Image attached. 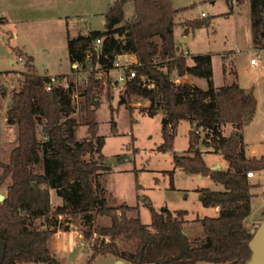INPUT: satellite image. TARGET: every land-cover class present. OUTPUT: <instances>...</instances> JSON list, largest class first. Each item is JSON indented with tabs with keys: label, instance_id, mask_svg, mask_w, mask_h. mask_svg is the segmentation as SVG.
Segmentation results:
<instances>
[{
	"label": "trees",
	"instance_id": "1",
	"mask_svg": "<svg viewBox=\"0 0 264 264\" xmlns=\"http://www.w3.org/2000/svg\"><path fill=\"white\" fill-rule=\"evenodd\" d=\"M127 2L134 6L132 21L125 19ZM250 2L254 43L264 48V0ZM180 10L173 0H114L105 13V29L69 36V58L72 63H96L94 41L98 36L116 32L128 35V46L142 61L138 67L140 73L156 85L142 86L138 76L123 86L124 93L147 97L149 104L145 110L150 115L160 110L164 112L168 122H164L166 141L159 147L162 150L172 147L181 120L188 119L197 127V131L194 127L190 130L189 147L181 154L175 153L176 165L190 173L210 175L224 185L220 190L200 189L204 204L220 206L219 214L199 217L196 220L199 226L191 230L186 227L191 223L186 208L166 206L158 210L150 201L147 205L153 219L149 224L142 220L138 205L110 204L106 189L100 183L104 170L111 169L103 151L106 135L99 133L97 119V97L104 89L101 78L93 72L87 83H78L73 76L69 77L68 86L55 84L48 89L52 75L39 73L34 57L15 48L18 54L27 57L30 70L25 72L20 89L13 92L7 110V121L17 128L18 143L11 151L10 161L2 164L4 169L0 174V186L8 176L12 179L6 198L0 202V240L6 241L5 256L0 264H60L49 244L58 230L55 227L58 220L50 222L46 228H41L36 220H50L53 215L63 213L72 217L64 230H74L75 224L71 223L79 217L85 226L81 229L87 236L93 231L98 232V241L101 235L110 236L102 246H98V242L94 244L89 261L98 254L110 253L136 264H196L199 261L245 264L251 253L249 241L253 236L245 224L253 210V183L248 171L264 169V156L248 155L244 127L253 120L258 99L237 80L216 87L211 53L195 54L191 60L179 53L175 26ZM3 22L5 18L1 17L0 24ZM189 23L199 25L202 22L191 20ZM186 73L206 78L208 87L176 85L174 78ZM77 88L85 96V124L89 132L82 139L77 135L78 120L73 115ZM6 94L5 85H2L0 107ZM111 108L115 131L118 121L113 105ZM228 125L234 129L230 134L225 132ZM199 127L205 130L204 137L200 136ZM200 142L221 150L228 167L214 169L209 166ZM35 165L42 166L43 171L36 170ZM169 171L173 175L174 170ZM51 188H56L64 199L55 212ZM134 211L137 213L131 214ZM98 213L110 216L111 223L96 224Z\"/></svg>",
	"mask_w": 264,
	"mask_h": 264
},
{
	"label": "rangeland",
	"instance_id": "2",
	"mask_svg": "<svg viewBox=\"0 0 264 264\" xmlns=\"http://www.w3.org/2000/svg\"><path fill=\"white\" fill-rule=\"evenodd\" d=\"M113 2L114 0H30L20 9V11L23 9L24 20L15 22L13 20L16 18L10 16L12 21L6 26H0V88L5 85L7 90L0 107V174L4 169L2 164L10 161L11 151L18 143L17 128L7 121L6 111L11 104L13 92L20 89L25 72L30 70L27 57L18 54L15 48L27 45V50L35 56L34 63L41 74L54 76L67 73L68 80L69 77L76 78V74L71 73L73 67L68 51L69 36L96 28L105 29L102 21ZM173 2L175 7L181 8L176 16L175 26L179 51H185L188 48L196 54L211 53L213 81L216 87L237 80L242 86L255 93L258 99L257 110L253 120L244 127V136L249 156L262 158L264 156V48L261 51L260 47H256L254 43L250 0L243 2L240 0L236 2L233 0H173ZM10 8H13L12 4ZM64 11L71 13V18L55 17ZM203 11L206 15L202 14ZM26 16H30L29 19ZM133 16L134 6L132 2H127L125 19L126 17L134 18ZM191 20L202 23L192 25L189 23ZM8 27L12 28L14 33L19 31L20 36L17 38L12 34L9 35L6 30ZM116 36L120 40L118 33ZM260 51L262 53L259 62L252 63V57H257ZM20 56H23L24 60H21ZM175 74L176 72L173 73L174 76ZM79 80L76 79V82L82 83ZM101 80L104 89L97 97L99 100L97 119L100 122L99 133L106 135L103 151L105 161L111 169L104 170L100 183L106 189L109 203L138 205L142 220L149 224L153 219L151 208L147 205L150 201L158 210L166 206L172 209L186 208L189 210L187 218L191 221L186 224L188 229L199 226L196 223L199 217L218 215L216 206L204 204L200 189L210 187L220 190L224 188V185L215 181L210 175L198 176L176 165L175 153L181 154L189 147L190 130L194 127L197 131V127L188 119L181 120L176 127L172 147L162 150L159 147L166 141L164 112L160 110L155 115L148 114L145 110L149 104L147 97L126 95L122 83L114 85L105 75L101 77ZM6 82L10 84L6 85ZM196 84L205 87L209 85L206 78H197ZM74 102L76 111L73 115L78 120L77 135L82 139L87 137L89 132L85 124V96L78 88L74 93ZM111 105L118 121V129L115 131L112 128ZM199 130L200 136L204 137L203 127H199ZM233 130V127L228 125L225 132L230 134ZM199 145L204 150L208 165L222 161L224 165L216 166V169L228 167V161L221 150L217 151L213 146H207L203 142ZM35 168L43 171L42 166L35 165ZM169 170H174L173 175ZM252 170L255 175L249 178L253 183L251 187L253 210L248 216V227H254L264 220V169ZM11 180V176L5 179L4 190H8ZM51 201L54 212L64 202L56 188H51ZM136 213L134 211L131 214ZM55 220H58L55 227L64 230L72 217L65 213L55 214L50 220L38 218L36 222L41 228H46ZM74 220L75 222L71 225L75 224L76 230L81 229V226L85 228L80 223L79 217ZM95 223L110 224L111 217L98 213ZM98 235V232L93 231L89 235V242L92 244L91 236ZM94 241L97 242V238ZM75 247L66 264H119L118 260L123 259L117 257L115 259V255L110 253H101L89 261L88 253L92 255L91 247L94 246L90 247L88 243H84ZM19 264L46 263L21 262ZM126 264L136 263L127 261ZM203 264H215V262L206 261Z\"/></svg>",
	"mask_w": 264,
	"mask_h": 264
},
{
	"label": "built area",
	"instance_id": "3",
	"mask_svg": "<svg viewBox=\"0 0 264 264\" xmlns=\"http://www.w3.org/2000/svg\"><path fill=\"white\" fill-rule=\"evenodd\" d=\"M237 1V0H235ZM203 15H206V12H202ZM5 13L0 11V18L4 17ZM126 20L132 21V18H127ZM116 33H108L98 36L95 41V50L97 51V62L92 63H84V62H74L72 67L73 71L71 73L76 74V79H80L79 81L87 83L89 81L90 75L93 72H96V76L101 78L103 75L107 76L110 81L113 82L114 85H121L124 86L129 80L137 78L138 76L141 77L140 84L142 86L149 85V87H153L156 85L154 81L147 78L145 74H141L138 67L142 65V61L138 58L136 52L132 49L131 46H128L129 37L127 34H120V40L116 36ZM128 38V39H127ZM127 43V46L125 45ZM261 51L263 48H259ZM257 53V57L253 56L251 61L254 64L259 62V58L261 57L262 52ZM179 53H183V55L187 56L188 58H192L193 55L190 54L191 52L187 49L185 51H181ZM89 58L91 56L89 55ZM21 60H24L23 56H20ZM174 82L176 85L180 84H196V78L191 75L190 73H186L185 75L176 76L174 78ZM55 84H62L65 86L69 85L68 76H57L52 75L51 81L48 83L47 88L51 89ZM132 96H136L133 94ZM140 103H142L140 101ZM255 175V172L248 171V176ZM97 235V234H96ZM99 236V235H98ZM97 236V237H98ZM97 237L91 236L92 240L94 241ZM110 236L101 235L98 242V246H102V242L108 241ZM90 238L87 236L84 229H79L76 237V243L84 244L88 243L91 247L96 243L92 241V244L89 242ZM94 247H91V251H93Z\"/></svg>",
	"mask_w": 264,
	"mask_h": 264
},
{
	"label": "crops",
	"instance_id": "4",
	"mask_svg": "<svg viewBox=\"0 0 264 264\" xmlns=\"http://www.w3.org/2000/svg\"><path fill=\"white\" fill-rule=\"evenodd\" d=\"M233 1H235V0H233ZM29 2H30V0H0V11H3L5 13V16H4L5 22L1 23L0 26H2V25H5V26L8 25L9 22L12 21V19H11L10 16H12L13 18H16L15 20H13L15 22L18 21V20H24V17H23V9L21 11H20V9H21V7L24 4H27ZM10 4H12L13 5V8H15L17 11L14 10L13 8H10ZM57 15L58 16H55V17H61V18L68 17V18H71V16H72L71 13H65V11H64V13H62V14L58 13ZM26 17L29 19L30 16H26ZM102 22L105 24L106 19L103 18V21ZM6 30H7L8 34L9 35L12 34L13 37H17L18 38L20 36L19 31H15V33H14L13 32V29L10 28V27L6 28ZM84 33H88V32H84ZM13 37H11V38H13ZM176 40H177V38H176ZM16 48L21 49L22 51H24L28 55H32L34 57V61H35V56L31 52H29L27 50V45H24L23 47L18 46ZM187 49L188 48H186V50ZM189 51L191 52V50H189ZM190 54L195 55L196 53L195 52H191ZM71 65H73L72 62H71ZM9 84L10 83H7L6 82V85H9ZM202 87L207 88L205 86H202ZM247 153H248V151H247ZM248 155H249V153H248ZM222 165H224V163H222V161H216L215 163L211 164V167L214 168L216 166H222ZM197 175L198 176H203V175H200V174H197ZM253 176H250V177H253ZM0 191H2L3 193H5L7 195V189L4 190L3 184L0 186ZM216 208L220 212V206H216ZM247 220H248V217H246V219H245L246 226H247ZM248 228H250L251 231H252V228L253 227L251 226V227H248ZM77 233H78V230H76V229H74V230H61V229H58L52 235V237L50 239V242H49L50 249H51L52 252L56 253V255L58 256V258L60 259V264H66V261L68 259H70L69 258L70 254L73 252L72 250H74L76 248L75 246L78 247L79 245H82V244L76 243ZM88 256L90 257L89 253H88ZM89 257H88V259H89ZM114 257L116 259V256H114ZM122 260L124 261V264H126L127 261H128V260H126L124 258ZM115 262L117 263L116 260H115ZM204 262H206V261H199L196 264H203ZM27 263H32V262H27ZM217 264H225V263H217Z\"/></svg>",
	"mask_w": 264,
	"mask_h": 264
},
{
	"label": "water",
	"instance_id": "5",
	"mask_svg": "<svg viewBox=\"0 0 264 264\" xmlns=\"http://www.w3.org/2000/svg\"><path fill=\"white\" fill-rule=\"evenodd\" d=\"M164 122L167 123V118L164 119ZM217 167H214L216 169ZM200 175H202L200 173ZM6 198V194L0 191V202H3ZM253 236L249 241L251 247V253L246 259L245 264H264V220L256 224L252 228ZM6 252V241L0 240V260L5 256ZM122 259H119L120 261Z\"/></svg>",
	"mask_w": 264,
	"mask_h": 264
},
{
	"label": "bare ground",
	"instance_id": "6",
	"mask_svg": "<svg viewBox=\"0 0 264 264\" xmlns=\"http://www.w3.org/2000/svg\"><path fill=\"white\" fill-rule=\"evenodd\" d=\"M119 264H124V261H123V260H120V261H119Z\"/></svg>",
	"mask_w": 264,
	"mask_h": 264
}]
</instances>
